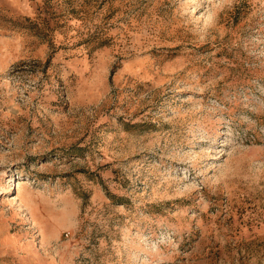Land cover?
Segmentation results:
<instances>
[{
	"label": "rangeland",
	"instance_id": "374dc122",
	"mask_svg": "<svg viewBox=\"0 0 264 264\" xmlns=\"http://www.w3.org/2000/svg\"><path fill=\"white\" fill-rule=\"evenodd\" d=\"M0 264H264V0H0Z\"/></svg>",
	"mask_w": 264,
	"mask_h": 264
}]
</instances>
